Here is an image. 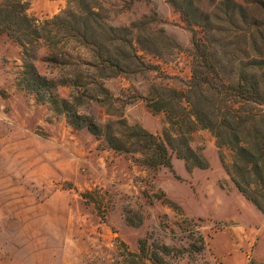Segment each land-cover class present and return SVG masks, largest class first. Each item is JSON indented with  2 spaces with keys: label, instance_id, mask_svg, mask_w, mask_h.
<instances>
[{
  "label": "rangeland",
  "instance_id": "1",
  "mask_svg": "<svg viewBox=\"0 0 264 264\" xmlns=\"http://www.w3.org/2000/svg\"><path fill=\"white\" fill-rule=\"evenodd\" d=\"M104 1L113 26L138 24L146 31L164 32L181 47L168 49L160 59L144 55L153 67L141 74L102 81L112 94L115 108L129 124H139L160 135L162 116L153 114L142 98L153 85L184 89L191 77L187 51L192 34L167 0ZM30 12L35 16L32 8ZM50 15L52 12L43 11L35 17L44 20ZM16 52L17 60L6 62L0 75L2 81L6 80V89H0V118H6L0 119V258L47 264L50 257H55L56 263L68 264L63 249L65 241L72 240L65 237L73 235L79 252L77 264H121L125 249L137 253L139 241L150 237L148 244L155 242L169 249L160 264H217L209 248L210 236L213 248L220 253L236 250L240 243L228 229L232 221L243 226L254 223V214L264 216L233 186L210 132H196L192 143L208 159L210 167L206 170L188 172L176 157L172 171L137 165L130 157L106 148L86 130L73 129L64 117L49 122L47 107L17 87L22 65L19 47L12 50V57ZM79 54L89 58L84 51ZM37 67L43 74L51 72V67L42 62ZM17 93L24 94V101L20 99L12 108L2 106L5 98ZM58 94L66 97L68 90L60 87ZM92 110L101 123L110 118L104 108L93 106ZM47 164L66 175H75L74 181L31 184L26 174L41 172ZM90 192L87 202L82 195ZM74 201L80 202L82 218L76 222L68 216ZM67 203L69 212L62 208ZM119 210L125 220L133 222L142 212L143 224L135 228L144 230L141 239L132 244L131 236L128 242L119 241L115 230H106L109 215ZM219 230L222 232L215 236ZM47 247L56 254L42 252Z\"/></svg>",
  "mask_w": 264,
  "mask_h": 264
},
{
  "label": "trees",
  "instance_id": "2",
  "mask_svg": "<svg viewBox=\"0 0 264 264\" xmlns=\"http://www.w3.org/2000/svg\"><path fill=\"white\" fill-rule=\"evenodd\" d=\"M167 2L192 34L191 77L182 90L153 85L142 98L162 116L160 135L129 124L102 81L141 74L153 67L144 55L160 59L181 47L164 32L113 26L100 0H66L64 9L44 20L30 12L31 0H0V36L20 49L17 87L47 107L49 122L64 117L73 129L86 130L109 150L153 171H172L174 157L188 172L208 169L203 150L192 143L196 132H210L226 175L264 214V0ZM38 62L51 72L41 73ZM60 87L68 90L66 97L58 94ZM93 106L110 118L101 123ZM91 195L82 198L88 202ZM138 216L127 224L139 228L144 217ZM150 239L139 241L137 253L125 249L121 264L164 263L169 249L148 244Z\"/></svg>",
  "mask_w": 264,
  "mask_h": 264
},
{
  "label": "crops",
  "instance_id": "3",
  "mask_svg": "<svg viewBox=\"0 0 264 264\" xmlns=\"http://www.w3.org/2000/svg\"><path fill=\"white\" fill-rule=\"evenodd\" d=\"M104 6L105 1L100 0ZM120 1V0H119ZM66 4V0H32L31 1V8L35 16H40L43 11H50L52 15L46 16L45 19L51 18L54 14L63 8ZM17 45L11 41L6 35L0 36V75L3 72V69H6L7 65L6 62L11 63L13 60H17L18 55L12 57L11 53L13 49H17ZM17 51V50H16ZM4 79V78H3ZM5 79L2 81L0 78V89L5 88ZM24 98L23 93H17V95H9L5 98L2 102V106H7L9 108L13 107V104L17 103L20 99L22 101ZM12 110V109H11ZM1 116V120H6ZM43 168V167H42ZM27 180L35 185V186H43L53 181H74L75 175H66L59 170L56 171L50 167V165H45V168L42 171L27 173L26 174ZM233 184V183H232ZM234 186V185H233ZM235 187V186H234ZM236 189V188H235ZM237 190V189H236ZM239 193V192H238ZM252 204V203H251ZM253 205V204H252ZM73 211L70 215H68L73 221H80L81 218V209H80V202L74 201L73 202ZM253 207H255L253 205ZM62 208H65L67 212L70 210V203L63 205ZM255 209H257L255 207ZM114 215L110 214L108 217V223L104 224L106 230L113 229L116 231L115 237L119 241L128 242V238L131 239V244L134 240H139L144 235L142 229H135L129 226L126 220L122 216L121 210L113 212ZM257 213V212H256ZM236 220V218H234ZM254 223L248 225H241L240 223L233 222L232 225L228 228L229 231L233 234L234 238L240 243L236 250H229L224 253H220L218 249L216 250L213 248V238L210 236L209 248L212 251L213 258L217 261V264H250L251 261H255L259 264H264V216H258V214L253 215ZM222 232V230L216 231L215 236ZM237 232V234H236ZM66 240L71 239V242L65 241V248L63 252L69 257L68 264H77L79 258V252L75 248L76 239L72 236H66ZM134 246L131 245V248ZM47 252L46 254H50V256H54L56 254L53 253V250L44 248L42 252ZM50 262L47 264H59L56 263L57 259L55 257H50ZM0 264H29V263H21L17 262V260L12 259H2L0 258ZM34 264V263H31Z\"/></svg>",
  "mask_w": 264,
  "mask_h": 264
}]
</instances>
